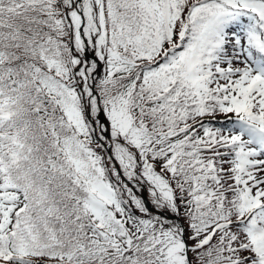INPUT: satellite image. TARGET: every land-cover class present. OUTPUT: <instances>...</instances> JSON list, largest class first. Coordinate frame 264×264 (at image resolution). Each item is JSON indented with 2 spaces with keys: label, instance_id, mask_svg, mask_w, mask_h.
<instances>
[{
  "label": "snow or ice",
  "instance_id": "1",
  "mask_svg": "<svg viewBox=\"0 0 264 264\" xmlns=\"http://www.w3.org/2000/svg\"><path fill=\"white\" fill-rule=\"evenodd\" d=\"M0 264H264V0H0Z\"/></svg>",
  "mask_w": 264,
  "mask_h": 264
}]
</instances>
